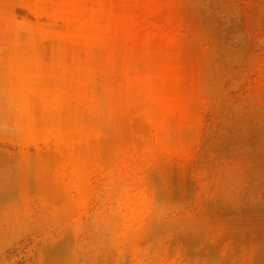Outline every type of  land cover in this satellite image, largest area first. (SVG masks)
Segmentation results:
<instances>
[{
    "label": "rangeland",
    "instance_id": "rangeland-1",
    "mask_svg": "<svg viewBox=\"0 0 264 264\" xmlns=\"http://www.w3.org/2000/svg\"><path fill=\"white\" fill-rule=\"evenodd\" d=\"M0 264H264V0H0Z\"/></svg>",
    "mask_w": 264,
    "mask_h": 264
}]
</instances>
